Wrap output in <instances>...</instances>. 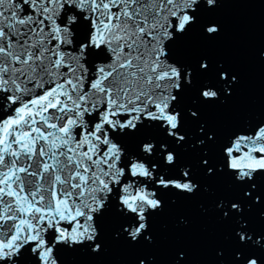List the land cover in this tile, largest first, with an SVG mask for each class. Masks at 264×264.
<instances>
[{
	"label": "snow or ice",
	"instance_id": "1",
	"mask_svg": "<svg viewBox=\"0 0 264 264\" xmlns=\"http://www.w3.org/2000/svg\"><path fill=\"white\" fill-rule=\"evenodd\" d=\"M224 2L0 0V264L147 249L164 193L176 205L221 177L235 193L214 208L231 226L227 264H264L249 216L264 220V117L219 137L203 110L232 98L239 75L173 52L194 31L215 40ZM171 264H187L185 251Z\"/></svg>",
	"mask_w": 264,
	"mask_h": 264
},
{
	"label": "water",
	"instance_id": "2",
	"mask_svg": "<svg viewBox=\"0 0 264 264\" xmlns=\"http://www.w3.org/2000/svg\"><path fill=\"white\" fill-rule=\"evenodd\" d=\"M214 16L221 26L215 40L206 41L194 31L178 40L173 52L181 61L195 62L201 56L207 57L210 65L224 63L239 75L240 84L232 98L203 110V119L223 137L233 125L245 119L264 117V59L259 55L264 51V2L225 0L215 9ZM185 102L190 104L191 97H186ZM148 134L150 131L142 135ZM128 147L135 150V143L129 142ZM193 159L192 153L182 156L185 163ZM197 179L202 181L199 176ZM202 182L210 184L211 192L198 194L189 201L178 200L176 205L169 206L176 194L162 195L165 208L155 217L151 229L154 245L129 249L109 243L107 252L99 256L69 251L65 253L67 264H136L138 257L145 255L155 256L158 264H171L178 250L185 251L187 264H220L221 259L227 264L231 241L226 237L231 226L217 219L214 208L218 198H229L235 193L226 178ZM258 212L249 214L250 225L257 231L264 229V220ZM180 217L188 224H181ZM217 250H223L224 257H218Z\"/></svg>",
	"mask_w": 264,
	"mask_h": 264
}]
</instances>
